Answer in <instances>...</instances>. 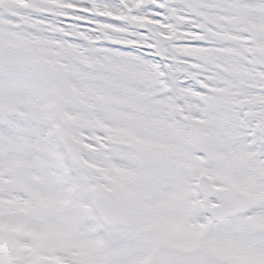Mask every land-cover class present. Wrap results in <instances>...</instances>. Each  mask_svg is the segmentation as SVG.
Returning <instances> with one entry per match:
<instances>
[{
	"label": "snow or ice",
	"instance_id": "snow-or-ice-1",
	"mask_svg": "<svg viewBox=\"0 0 264 264\" xmlns=\"http://www.w3.org/2000/svg\"><path fill=\"white\" fill-rule=\"evenodd\" d=\"M0 264H264V0H0Z\"/></svg>",
	"mask_w": 264,
	"mask_h": 264
}]
</instances>
